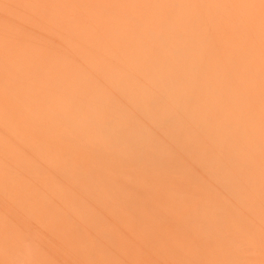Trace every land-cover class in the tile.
Here are the masks:
<instances>
[{
	"label": "bare ground",
	"instance_id": "obj_1",
	"mask_svg": "<svg viewBox=\"0 0 264 264\" xmlns=\"http://www.w3.org/2000/svg\"><path fill=\"white\" fill-rule=\"evenodd\" d=\"M0 264H264V0H0Z\"/></svg>",
	"mask_w": 264,
	"mask_h": 264
}]
</instances>
